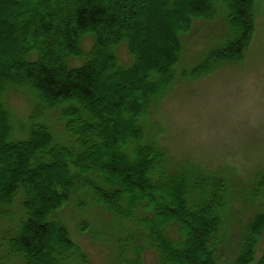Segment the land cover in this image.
<instances>
[{"label":"trees","instance_id":"obj_1","mask_svg":"<svg viewBox=\"0 0 264 264\" xmlns=\"http://www.w3.org/2000/svg\"><path fill=\"white\" fill-rule=\"evenodd\" d=\"M56 1L64 2H13V10L20 11L12 12L14 35L37 42L25 52L19 49L8 65L0 60V218L11 221L18 195L24 209L19 223L2 236L8 255H20L21 264L86 263L85 251L60 218V210L82 195L133 225L119 226L124 239L115 240L118 264H145L148 247L156 249L159 264H264L256 262L264 214L244 225L236 257L228 259L224 230L230 187L222 176L170 170L165 152L142 123L175 77L182 35L197 19L213 20L218 3L227 9L229 36L195 73L244 59L254 34L256 0H181L174 25L157 16L159 10L174 12L178 0ZM150 29L156 35L153 49ZM123 43L134 58L131 66L119 62ZM103 78L115 81L102 83ZM22 89L38 103L18 135L7 96ZM56 109L69 143H61L50 118L40 114ZM260 219L263 227L253 230ZM5 258L0 253V264Z\"/></svg>","mask_w":264,"mask_h":264},{"label":"rangeland","instance_id":"obj_2","mask_svg":"<svg viewBox=\"0 0 264 264\" xmlns=\"http://www.w3.org/2000/svg\"><path fill=\"white\" fill-rule=\"evenodd\" d=\"M49 1L59 6L64 2ZM178 1L174 12L159 10L163 15L158 14L157 19H169L174 25L173 16L182 4L181 0ZM13 2H18L17 6L39 5L40 0H10V3L9 0H0V60L4 65L14 59L16 52L20 54L21 50L25 52L34 48L31 44L37 42L36 37L29 38L23 33L20 37L14 35L16 27H13L15 16L12 12L20 11L13 10ZM226 18L225 5L218 3V12L213 20L197 19L190 31L182 35L181 58L176 65L175 77L152 101L150 112L142 123L148 135L165 152L166 165L170 170L181 169L185 174H188L187 170H192L189 174L222 176L230 187L232 206L226 212L224 237L227 242L226 257L231 259L236 257L244 225L256 213L264 214V0L256 2L254 36L244 59L196 74L195 68L204 61L207 53L225 41L230 29ZM16 23L18 28V21ZM152 29L147 35L153 49L156 35ZM48 38L54 40L50 36ZM85 44L90 48L92 41L88 39ZM117 50L121 65L127 67L134 63L127 43ZM76 62L80 64L81 60ZM114 81V78H103L102 83ZM141 91L140 86L137 92ZM34 105L33 96L23 89L12 91L7 96V106L13 114L18 135L23 133L24 128L27 129ZM40 114L45 115V119L50 118L54 135L61 143L70 142L68 139L64 143V139L69 137L64 136L65 128L58 109ZM2 123L0 117L1 128ZM100 148L108 150L106 144ZM6 164L13 165L8 160ZM83 200L85 204L78 206L77 203ZM175 201L177 204V198ZM21 202L22 198L18 195L11 211L16 219L9 222L13 227L24 216ZM60 211L61 221L68 226L72 238L87 255L86 263L82 264H118L115 240L124 239V232L121 230L120 234L119 226L130 228L133 225L119 221L107 209L82 195ZM10 225L0 218V253L6 257L2 263L21 264L22 257L8 255V247L1 242L2 236L11 232ZM262 227L263 220L260 219L252 229L257 231ZM258 244L256 262H264V229L261 236L259 234ZM143 258L145 264L160 262L153 247H148Z\"/></svg>","mask_w":264,"mask_h":264}]
</instances>
